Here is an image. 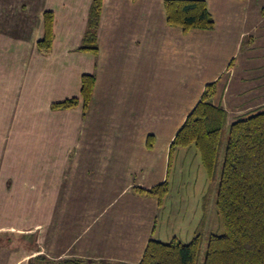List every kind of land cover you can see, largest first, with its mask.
Returning <instances> with one entry per match:
<instances>
[{
    "label": "rangeland",
    "instance_id": "obj_1",
    "mask_svg": "<svg viewBox=\"0 0 264 264\" xmlns=\"http://www.w3.org/2000/svg\"><path fill=\"white\" fill-rule=\"evenodd\" d=\"M108 1L113 4V1ZM105 2L103 0V24L111 26L112 31L119 34L118 45L123 42V47L114 50L115 54L122 50L120 64L117 63L113 70L109 67V46L115 38L111 43L107 37L109 46L105 48L106 57H101L89 111L84 117L81 112L78 123L72 121L75 119L72 115L68 119L63 110L50 107L64 100L69 93L65 89L74 86L72 80L76 77L68 68L65 72H69V84L64 86L66 81L62 73L58 76L49 69L50 56H63V47L49 55L41 54L36 48L43 34L44 13L49 9L59 10L64 4L67 8V1L0 0V228L6 227L5 231H0V247L17 250L14 253L21 262L16 260V264H25L44 252L53 255L56 246L51 238L57 237L54 220L60 193H63L59 207L62 214L57 216L75 212L78 208L74 205L80 194L86 196L90 193L87 192L89 187L85 186L87 179L94 174L99 178V171L90 172L88 168L99 170L105 165L123 170V157L134 154L144 158L142 172H148L158 141L151 150L147 146V137L151 134L157 137L170 133L175 135L200 100L206 85L213 82L218 85V79H211L208 83L205 82L208 79H202L209 59L206 61L201 57L198 48L201 39L191 41L190 47L172 48L168 54H163L162 50L152 52V43L146 44L140 34L141 28L134 27V33L129 30L131 21L135 19L130 13L133 6L125 2L112 13L111 5L107 6ZM150 18L143 17V25L150 23ZM233 66L234 61H231L224 72L231 74ZM187 72L191 82L178 76ZM143 141L147 142L145 147L141 144ZM226 141L227 132L223 136L220 159ZM163 162L164 157L155 162L159 172ZM194 162L188 177L187 163L182 168V177L178 176L179 169L175 164L172 179H180L173 183L175 189L170 197L168 193L160 207L163 206V214L173 211L174 218L180 221L187 201L189 216L191 212L195 213L199 199L201 206L204 202L205 208H202L207 220L196 226L197 229L200 225L202 246L199 264H202L210 235L221 227L216 208L220 179L219 176L213 181L208 178L205 198L201 200L199 191L204 186L200 179L195 181L199 163ZM85 211L78 212L77 219L85 217ZM49 215H52V223H49ZM72 219L70 215L68 220ZM7 226L15 230H8ZM190 241L182 239L185 244ZM0 255L3 256L1 252ZM42 263L38 260V264Z\"/></svg>",
    "mask_w": 264,
    "mask_h": 264
},
{
    "label": "crops",
    "instance_id": "obj_2",
    "mask_svg": "<svg viewBox=\"0 0 264 264\" xmlns=\"http://www.w3.org/2000/svg\"><path fill=\"white\" fill-rule=\"evenodd\" d=\"M66 1L68 3L67 8L64 4L59 10L49 9L55 12L54 30L56 37L52 52L59 51L60 46L64 49H62L63 56L55 55L52 57L51 54L52 60L48 61L49 69L58 76L62 73L63 80L66 81L64 86L69 84L67 83L69 72L67 74L65 72L68 68L72 69L76 76L72 80L74 86L69 87V90L65 89L69 93L63 92L64 94L67 93L64 99L79 96L83 74H95L98 79L101 57H106L105 48L109 46L107 37L111 39V43L112 39L115 38V42L111 44V47L109 46L111 57L107 60L112 70L118 66L117 63L120 62L122 51L120 53L116 51L115 54L114 50L123 47V42L117 44V35L119 34H116L114 30L112 31L111 26H104V12H102L98 56L79 52L78 49L87 27L88 12L92 0ZM105 1L108 6L109 1ZM111 1H113V4H110L112 13L117 6H120L119 9L125 2H129L133 6L130 13L135 19L131 21L132 25L129 26V30L134 33V27L141 28L140 34L146 44L152 43V52L162 50V53L168 54L172 48L190 47L191 41L195 42L196 39L198 41L201 39V45H198L201 57L202 59L205 57L206 61L209 59V65L205 68L206 71H204L205 74L202 79H208L205 81L207 83L211 79H218L217 94L213 102L215 105L222 106L227 112L228 126L240 118L264 111V0H205L215 21L214 29L212 31L191 30L187 33L167 23L163 6L164 0ZM156 2L158 3L156 4ZM145 16L151 17V20L150 23L143 25V17ZM121 32L123 33V31ZM231 61H234V66L231 69V74H228L224 70ZM178 76L180 79H189L190 82L192 80L188 72ZM60 79L62 80L61 76ZM171 79H174V75H171ZM63 111L65 117L69 119L72 115V119L73 117L75 119L71 120L79 123L81 107ZM153 136L155 135L153 134ZM174 136L173 133L167 136H155L154 143L156 144L158 141V146L157 148L155 146V156L148 164L149 167L151 166L150 169L147 167L148 172H142L144 158L134 154L130 157H123V170L111 169L105 165L100 166L99 170L88 168L87 171L90 172L99 171V178H96V174H94L93 177L87 179L85 186L89 187L87 192L90 193L86 196L84 193L80 194V199L74 205L78 209L75 212L70 211L69 214L63 215L64 217L57 216L62 214L59 208L63 200V193L61 192L54 220L57 237L55 235L54 238H51L56 248L55 251H52L53 255L47 252L37 255L47 259V261H42V264H56L65 258H79L102 264H138L150 240L164 243H169L174 239H178L180 242L182 239L192 241L199 233V226L207 220L206 214L203 212L204 202L201 206L199 199V204L195 206V213L191 212L189 216L187 215L189 214L187 209L189 201L187 199L185 210L179 221L174 218L173 211L170 213L168 210L167 213L163 214V206L160 207L156 199L137 194L134 191L135 188L150 189L168 180L170 185L168 197H170L171 192L175 189L173 183L176 179H180L178 177L175 180L172 179L175 164L179 169L178 176L182 177L184 173L182 168L187 163L188 177L194 161H198V175H196L195 181L198 179L203 181L204 189L200 190L199 193H201V200L205 198L207 182H209L208 175L194 147L179 149L175 152L168 175L169 141ZM145 143L147 142H141L143 147L146 146H144ZM146 148L144 149L147 151ZM163 157L164 162L159 172L160 169L158 165H155V162ZM98 158L100 157L98 156ZM96 161L98 162L99 159ZM193 191L196 192V189ZM178 201V205H180V200ZM199 208L202 209L201 212ZM84 209L87 211H85L87 213L86 219H84L85 217L81 220L77 219L78 212ZM70 215L73 218L71 221L68 220ZM49 217V223H52V215ZM67 220L69 223H66ZM199 223L200 225L196 229ZM7 227H9L8 230H15L11 226ZM1 230L5 231L6 227L0 228ZM47 231L49 230L47 229ZM14 251L17 250L10 247H0V252L3 255H0V264H16L20 257L16 256ZM37 256L29 259L25 264H38ZM20 262L18 261V263Z\"/></svg>",
    "mask_w": 264,
    "mask_h": 264
},
{
    "label": "trees",
    "instance_id": "obj_3",
    "mask_svg": "<svg viewBox=\"0 0 264 264\" xmlns=\"http://www.w3.org/2000/svg\"><path fill=\"white\" fill-rule=\"evenodd\" d=\"M164 9L169 25L184 33L191 30L212 31L215 21L205 0H165ZM103 0H92L87 27L78 51L99 54V29ZM55 12L43 15V34L36 43L37 50L49 55L56 37ZM96 83L95 74H83L79 96L52 104L57 111L81 106L86 116ZM217 82L206 85L204 92L175 134L169 150L168 175L176 151L194 147L213 181L219 176L216 198L217 215L222 231L209 237L202 264H264V111L227 125V112L213 99ZM227 141L222 159L223 136ZM155 136L149 135L148 148L154 146ZM137 194L153 197L161 206L170 191L168 180L150 188H135ZM199 233L184 244L178 239L169 243L150 240L138 264H199L201 255ZM37 260L47 261L44 257ZM51 262V261H48ZM56 264H102L79 258H65Z\"/></svg>",
    "mask_w": 264,
    "mask_h": 264
}]
</instances>
